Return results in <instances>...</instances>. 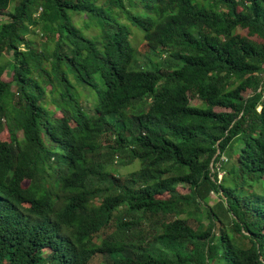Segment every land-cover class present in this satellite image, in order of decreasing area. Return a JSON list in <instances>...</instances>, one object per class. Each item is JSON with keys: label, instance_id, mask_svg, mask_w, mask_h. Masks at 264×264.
Listing matches in <instances>:
<instances>
[{"label": "trees", "instance_id": "16d2710c", "mask_svg": "<svg viewBox=\"0 0 264 264\" xmlns=\"http://www.w3.org/2000/svg\"><path fill=\"white\" fill-rule=\"evenodd\" d=\"M7 10L0 264H264V0H0ZM74 83L96 93L92 115ZM117 158L140 167L124 176Z\"/></svg>", "mask_w": 264, "mask_h": 264}, {"label": "rangeland", "instance_id": "374dc122", "mask_svg": "<svg viewBox=\"0 0 264 264\" xmlns=\"http://www.w3.org/2000/svg\"><path fill=\"white\" fill-rule=\"evenodd\" d=\"M14 3V2H13ZM13 7V6H11ZM10 7V9H11ZM9 10L3 12L0 14V22H3V21H7V17L4 16L5 13H7ZM83 15L82 16H75L74 19L77 23V25L81 28L82 27V19H83ZM143 26L145 27H149L144 21H140ZM132 30V44L133 46L137 47L138 50H142V44L144 42L143 40V33L132 27L131 28ZM95 31L93 30H88V33L87 34H90V33H94ZM37 36L35 37V41H41V38H40V34L39 32L36 33ZM138 58L139 59H136L135 62H140V64L143 62L142 60V57L140 55H138ZM3 80L4 81H11V74H10V71L9 69L6 70V73L4 74L3 76ZM75 84V83H74ZM75 87L79 90L80 94H81V97H82V101H83V105H84V109L85 111L89 114V115H92V109L94 108V102L95 100L97 99V95L96 93H94L90 88H86L84 90L83 87L81 86H78L77 84H75ZM13 90H14V86H12ZM199 101L198 100H192L191 101V104H198ZM50 109H52L53 111H56L55 107L53 106H50ZM57 115L59 113H56ZM4 123V121L2 122ZM0 140H8V133L6 131V128L5 127H2L0 129ZM108 139H105V137H103L102 139V143L106 144ZM119 162H120V159H116V168L119 169L120 173L122 175H127L129 173H131L132 171L138 169L140 167L139 163H133L132 165L128 166V167H118L119 166ZM222 173H220L219 177L221 178L222 177ZM264 179V178H263ZM27 183L24 182V185H26ZM188 192V189L185 187H182V186H179L178 187V193L180 195H183V194H187ZM220 204H222V202L220 201V198L217 194H214V193H211L209 196H208V199L206 201V205L209 206L210 208H214L216 213L219 215V217L222 219L223 223H227L229 222L230 220V217L228 215H226L224 209L222 208V205L220 206ZM207 207L204 208L201 213H198V212H194V216L190 218V222L192 224V226L194 228H198L199 226L200 227H205L207 224H208V220H207ZM185 216H182V218H184ZM200 220V221H199ZM233 241L235 244L239 245V246H242L245 244V240L243 238H241L240 236L238 235H235L233 237ZM111 263V258L107 257V256H103V255H95L91 261H90V264H110Z\"/></svg>", "mask_w": 264, "mask_h": 264}, {"label": "clouds", "instance_id": "9594fccd", "mask_svg": "<svg viewBox=\"0 0 264 264\" xmlns=\"http://www.w3.org/2000/svg\"><path fill=\"white\" fill-rule=\"evenodd\" d=\"M51 106H53V105H51ZM53 107H55V106H53ZM55 109H56V107H55ZM51 110H52V109H51ZM52 111H53V110H52ZM53 112H55V114H56V113H59V111H58L57 109H56V111H53ZM56 116L59 117L60 114H58V115L56 114Z\"/></svg>", "mask_w": 264, "mask_h": 264}]
</instances>
